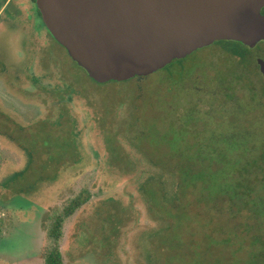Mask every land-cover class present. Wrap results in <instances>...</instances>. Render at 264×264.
Segmentation results:
<instances>
[{"label":"rangeland","instance_id":"obj_1","mask_svg":"<svg viewBox=\"0 0 264 264\" xmlns=\"http://www.w3.org/2000/svg\"><path fill=\"white\" fill-rule=\"evenodd\" d=\"M35 54L0 66V264H47L53 220L77 197L65 264H264V215L255 226L218 199L264 208L263 85L251 101L236 59L211 45L98 83L56 40ZM222 84L241 109L218 105Z\"/></svg>","mask_w":264,"mask_h":264},{"label":"water","instance_id":"obj_2","mask_svg":"<svg viewBox=\"0 0 264 264\" xmlns=\"http://www.w3.org/2000/svg\"><path fill=\"white\" fill-rule=\"evenodd\" d=\"M44 21L98 83L148 77L217 41L264 42V0H39ZM257 64L264 77V58Z\"/></svg>","mask_w":264,"mask_h":264},{"label":"trees","instance_id":"obj_3","mask_svg":"<svg viewBox=\"0 0 264 264\" xmlns=\"http://www.w3.org/2000/svg\"><path fill=\"white\" fill-rule=\"evenodd\" d=\"M263 13H264V9H263ZM261 45L264 46V42L260 43L255 49H251L241 42L227 41V40L217 41L212 45V46L219 47L223 51H226L227 53L230 54L231 57L236 59L233 62V63H235V69H236L233 73V75L236 79L235 81L237 83L242 84L244 87H246V89H248V91L250 93L249 96H250L251 101H254L257 98V96L254 95V92H255L256 88H259L258 82L262 83V85H263V89L262 90L259 89L260 90L259 95H264V77L262 76V74L259 71V66L257 64V58H256L257 55H255L253 53L254 50L259 49L261 47ZM259 55H262V54H259ZM186 58L175 60V61H178V65L181 66V65H184V61ZM173 64H174V62H172L170 65H168L164 70L169 69L171 66H173ZM138 78L139 79H145L147 77H138ZM244 78H251L250 82L247 84H243L242 81L244 80ZM222 87L225 88L226 87L225 84H222L220 86V89ZM226 88H228V87H226ZM228 89H229V92L224 91L221 95L222 98L225 100V102L220 101L219 102L220 104H218V105L221 108H224L225 104L231 103V104H233V107H238V109H241L239 106V102L237 100L238 97L232 93L233 89L232 88H228ZM231 89H232V92L230 93ZM263 98H264V96H263ZM225 109H231V108L225 107ZM211 110L212 109H208L207 111H205L206 114H210ZM226 111H228V110H226ZM225 136L221 135L220 140L223 141L224 143H229L230 138L227 135H225ZM207 147H208V149H210L209 146H207ZM202 149H205V147L203 146ZM211 152H214V151H211ZM203 154L204 153L202 152V154H200V155L204 156ZM202 159H205V158H202ZM186 173H191V172H186ZM205 174L206 173H204V176H208ZM220 190L224 193V191H225L224 186H220L219 191ZM253 191H252V193H253ZM223 193L220 192V195ZM224 194H226V193H224ZM224 198L225 197L221 198V196L218 197L219 201L222 200L223 203L226 202V204L229 207L228 209L233 211V213H234L235 208H236L237 212H242L243 208L250 209V211H251L250 213L253 212L257 216L256 217L257 218L256 219L257 224L255 226L259 225L260 216L264 215V208L261 204L257 203L255 206H252L249 203L250 197L246 198V199H248V200H246L247 203L238 202L237 199H240V197L237 194H234L233 197H230V199H231L230 203L228 201L223 200ZM85 200L86 199H83L81 197H77L76 199L73 200V203L71 205H69L68 207L65 208L63 213L58 214L55 217V219L53 220V224H52L51 229H50V236L55 241V243L49 248L48 255H47V261H46L47 264H65L64 259H63V255H62V252H61L60 246H59V241L62 237V232H63V225H64L66 218H68L72 214H74V212L83 205V201H85ZM234 205H235V207H233ZM254 211H256L257 213H255Z\"/></svg>","mask_w":264,"mask_h":264},{"label":"flooded vegetation","instance_id":"obj_4","mask_svg":"<svg viewBox=\"0 0 264 264\" xmlns=\"http://www.w3.org/2000/svg\"><path fill=\"white\" fill-rule=\"evenodd\" d=\"M53 40L57 41L44 21L39 0H0V49H11L13 55L0 56V66L29 62L36 50L49 49Z\"/></svg>","mask_w":264,"mask_h":264}]
</instances>
